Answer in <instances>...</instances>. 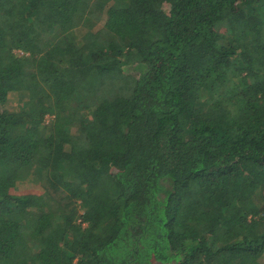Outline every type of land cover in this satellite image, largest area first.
<instances>
[{
	"label": "trees",
	"instance_id": "obj_1",
	"mask_svg": "<svg viewBox=\"0 0 264 264\" xmlns=\"http://www.w3.org/2000/svg\"><path fill=\"white\" fill-rule=\"evenodd\" d=\"M263 191L264 0H0V264H264Z\"/></svg>",
	"mask_w": 264,
	"mask_h": 264
},
{
	"label": "rangeland",
	"instance_id": "obj_2",
	"mask_svg": "<svg viewBox=\"0 0 264 264\" xmlns=\"http://www.w3.org/2000/svg\"><path fill=\"white\" fill-rule=\"evenodd\" d=\"M18 102H19L18 98H15L14 100L7 102L5 107L10 111H14V109L17 108L16 106H17ZM29 189H31L32 191H35L37 193H41L40 189H37L34 187H29ZM263 195H264V191H263ZM263 202H264V200H263Z\"/></svg>",
	"mask_w": 264,
	"mask_h": 264
}]
</instances>
